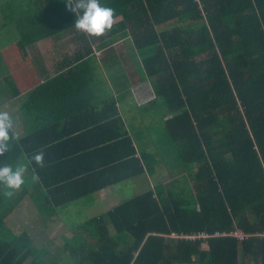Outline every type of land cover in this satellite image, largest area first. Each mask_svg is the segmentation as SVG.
<instances>
[{
    "label": "trees",
    "instance_id": "16d2710c",
    "mask_svg": "<svg viewBox=\"0 0 264 264\" xmlns=\"http://www.w3.org/2000/svg\"><path fill=\"white\" fill-rule=\"evenodd\" d=\"M24 1L0 0V80L8 85L15 81L1 50L14 38L23 50L54 34L78 33L83 43L86 38L75 27L80 13L68 11L66 0H46L37 8ZM99 2L115 10L105 34L131 36L169 115L164 131L178 161L191 170L192 198L166 185L147 190L72 224L69 235L55 238L57 248L45 261L28 235L0 232V264H62L67 257L71 264H241L251 258L264 264V0ZM82 49L78 60L90 52ZM68 75L50 82L70 81ZM99 112L91 128L74 137L44 135L55 126L49 121L10 140L0 155L3 166L22 154L29 162L44 153L43 167L29 164L46 190L47 220L56 222V210L154 169L113 99L104 100ZM87 134L90 142L83 143ZM237 230L243 240L230 235ZM200 234L210 237L186 238Z\"/></svg>",
    "mask_w": 264,
    "mask_h": 264
},
{
    "label": "crops",
    "instance_id": "0c3cea01",
    "mask_svg": "<svg viewBox=\"0 0 264 264\" xmlns=\"http://www.w3.org/2000/svg\"><path fill=\"white\" fill-rule=\"evenodd\" d=\"M45 2L46 0L24 1L27 8H37V5L45 4ZM0 22H3L2 19ZM85 37V43H83V38H80L78 33L54 34L27 45L24 50L19 47L17 39L14 38L1 50L5 70L15 81V85L11 84V86L0 80V110H6L13 116L12 131L22 138L24 135L35 133L43 127L45 122L52 121L55 126L44 130V135L74 137L82 130L91 128L93 121L100 117L99 109L104 100L113 99L124 124L135 140L139 153L149 154L150 161L156 162L152 172L146 171L129 181H133L140 189V194L156 189L155 187L159 185H166L186 195L178 191L179 185L176 178L167 173L165 165L168 161L163 158V147L165 146L158 145L154 139L148 140L149 131L153 128L156 129L154 132H158V138L163 137L165 138L164 143H170L164 131V120L169 115H165L162 102L157 101L155 97V91L149 78L143 72L141 56L134 48L131 36L125 35L124 32L104 33L100 36L89 35L85 32ZM82 47L89 48L90 52L83 59L78 60L77 54L83 51ZM16 48L21 53L20 57L15 52ZM68 73L71 74L67 78L70 81L50 82ZM83 77L85 81L76 80ZM13 88L18 91V95H14ZM34 91H36L35 99H32ZM159 103L162 105V111L155 114V117L152 115L150 125L145 124L143 109L150 106L149 110H152L154 109L152 107H156ZM130 118L136 120L137 124L132 125ZM159 121L161 123H158ZM102 129L99 130L100 133ZM89 138L88 134L85 135L83 143L90 142ZM151 138H155V135ZM147 141L149 142L144 144ZM160 141L163 142V140ZM20 164L27 165L24 184L16 190L1 186L0 217H3V223H0V232L10 233L13 236L28 235L34 246L55 244L57 241L55 238L69 235L72 224H75L67 216L64 218L62 216L64 211H72L70 208L73 205L56 210L53 216L54 219L57 217L56 222L47 220L44 208L46 207V190L42 187L39 178L33 180V175H37L34 167L29 164L27 155H20L12 166L16 167ZM183 166L186 178L183 186L184 190L185 187L189 190L193 185L191 170L188 166ZM129 181L89 195V202L101 194L111 196L118 192L121 193L120 201L109 203L111 201L106 200L108 209L126 201L128 199L126 193L118 188ZM8 191H12L11 196L5 195ZM188 195L192 198L191 194ZM48 224L49 228H46ZM47 234L56 235L51 239L45 236ZM202 249H207V245L203 244ZM196 260H198L197 257L195 262ZM256 262L255 258L247 259V261L242 259L241 264H257Z\"/></svg>",
    "mask_w": 264,
    "mask_h": 264
},
{
    "label": "clouds",
    "instance_id": "9594fccd",
    "mask_svg": "<svg viewBox=\"0 0 264 264\" xmlns=\"http://www.w3.org/2000/svg\"><path fill=\"white\" fill-rule=\"evenodd\" d=\"M66 9L75 14L80 13L75 20L76 29L89 35L100 36L114 24V9L102 6L99 0H66ZM13 116L6 110H0V155L8 150L9 141L19 139L12 133ZM34 161L40 167L44 166V153L38 152L31 157L29 163ZM27 165L20 164L13 167L11 164L0 166V185L7 189H19L25 182ZM38 177L33 175V180ZM5 195L11 196L12 191Z\"/></svg>",
    "mask_w": 264,
    "mask_h": 264
},
{
    "label": "rangeland",
    "instance_id": "374dc122",
    "mask_svg": "<svg viewBox=\"0 0 264 264\" xmlns=\"http://www.w3.org/2000/svg\"><path fill=\"white\" fill-rule=\"evenodd\" d=\"M17 49L18 48H16L15 52L20 57L21 53L18 52ZM204 59H205V57L202 56V57H198L196 60H197V62H201ZM152 108H154V109L149 110L150 106H148L147 109H143V111H142V115H143V117H145V124H147V125L151 124L150 118H152V115H153V117H155V114L162 111L161 110L162 105H160V103H159L156 107L153 106ZM129 121L132 125L137 124L136 120H134L132 118H130ZM158 123H161V122L159 121ZM158 128H160L159 125H158ZM151 130H152V132H151ZM151 130L149 131L150 138L148 140L154 139V141L158 145H160V146L164 145L165 146V147H163V153H164L163 158L167 159V161H168L167 165H165L167 167V173L170 174V176H173L176 178L178 185H179L178 191L182 192V190H184L183 185L186 183V178L184 177V172H185L184 169L185 168H183L184 167L183 164L178 161V158L176 155L177 154L176 147L174 145L170 144L169 142L164 143L165 138H163V137L158 138V132L157 133L154 132L156 129L152 128ZM152 135H155V138H151ZM160 140H163V142ZM148 142L149 141L144 142V144L148 143ZM159 148H161V147H159ZM118 189H123V193H126V196L128 199L135 197V196L140 194V189H138L136 187V185L134 184L133 181H129L128 183L120 186ZM186 190H188V189L185 187V190H184V193L186 194L185 196H189L187 194ZM120 194H121L120 192L114 193L111 196H105V195L101 194L98 197L96 196L95 199L91 202H89V197L88 198L87 197L82 198V199L78 200L77 202H75L74 205L70 208L72 211H64L62 213V216H63V218L65 216H67L68 219L72 223H77L79 221H82L83 219H86L90 216H94L96 214L102 213L105 210H107L109 206H107L106 200H110L111 202H109V203L119 202L120 201ZM55 235L56 234H50V235L47 234L45 236L52 239ZM37 247H40L39 253H38V256H40L39 258L40 259L43 258L45 261L48 259L47 256H49L50 253L53 254V252H54L53 249H56L57 245L56 244H41ZM63 259L60 260L62 264H71V262H72L69 259V257L63 258Z\"/></svg>",
    "mask_w": 264,
    "mask_h": 264
},
{
    "label": "built area",
    "instance_id": "2783aa9c",
    "mask_svg": "<svg viewBox=\"0 0 264 264\" xmlns=\"http://www.w3.org/2000/svg\"><path fill=\"white\" fill-rule=\"evenodd\" d=\"M222 235H226V234H219V233L215 234V236H222ZM230 235L234 236V237H237L240 240H243L246 237L241 232H234V233H231ZM173 236H175V235H173ZM208 237H210L208 234H200L198 236H191V237H186V238H188V239H196V238H208Z\"/></svg>",
    "mask_w": 264,
    "mask_h": 264
}]
</instances>
